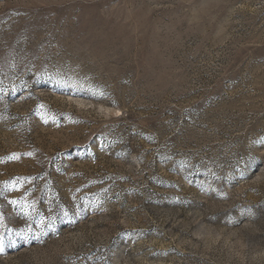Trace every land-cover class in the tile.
<instances>
[{
	"label": "rangeland",
	"instance_id": "1",
	"mask_svg": "<svg viewBox=\"0 0 264 264\" xmlns=\"http://www.w3.org/2000/svg\"><path fill=\"white\" fill-rule=\"evenodd\" d=\"M264 244V0H0V264H239Z\"/></svg>",
	"mask_w": 264,
	"mask_h": 264
},
{
	"label": "clouds",
	"instance_id": "2",
	"mask_svg": "<svg viewBox=\"0 0 264 264\" xmlns=\"http://www.w3.org/2000/svg\"><path fill=\"white\" fill-rule=\"evenodd\" d=\"M193 235L203 240L209 247L223 243L239 264H264V244L252 243L244 239L233 241L231 237H225L219 231L213 233L198 230Z\"/></svg>",
	"mask_w": 264,
	"mask_h": 264
},
{
	"label": "snow or ice",
	"instance_id": "3",
	"mask_svg": "<svg viewBox=\"0 0 264 264\" xmlns=\"http://www.w3.org/2000/svg\"><path fill=\"white\" fill-rule=\"evenodd\" d=\"M4 247H5V245L3 243V238L0 237V252H3L4 251Z\"/></svg>",
	"mask_w": 264,
	"mask_h": 264
}]
</instances>
